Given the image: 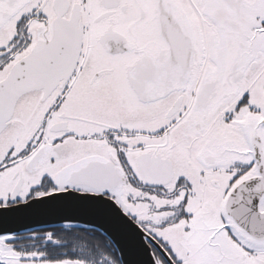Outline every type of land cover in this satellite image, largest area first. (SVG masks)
I'll list each match as a JSON object with an SVG mask.
<instances>
[{
  "label": "snow or ice",
  "instance_id": "1",
  "mask_svg": "<svg viewBox=\"0 0 264 264\" xmlns=\"http://www.w3.org/2000/svg\"><path fill=\"white\" fill-rule=\"evenodd\" d=\"M0 264H264V0H0Z\"/></svg>",
  "mask_w": 264,
  "mask_h": 264
},
{
  "label": "water",
  "instance_id": "2",
  "mask_svg": "<svg viewBox=\"0 0 264 264\" xmlns=\"http://www.w3.org/2000/svg\"><path fill=\"white\" fill-rule=\"evenodd\" d=\"M69 216H76V218L72 220L66 219V217ZM88 219L89 218L86 216L77 215L67 210L46 211L34 215L28 221L27 227L37 230L48 227H64L69 223L83 227ZM96 227L99 229V224H97Z\"/></svg>",
  "mask_w": 264,
  "mask_h": 264
},
{
  "label": "flooded vegetation",
  "instance_id": "3",
  "mask_svg": "<svg viewBox=\"0 0 264 264\" xmlns=\"http://www.w3.org/2000/svg\"><path fill=\"white\" fill-rule=\"evenodd\" d=\"M64 227H48V228H41L37 229L38 231H54V232H61Z\"/></svg>",
  "mask_w": 264,
  "mask_h": 264
}]
</instances>
